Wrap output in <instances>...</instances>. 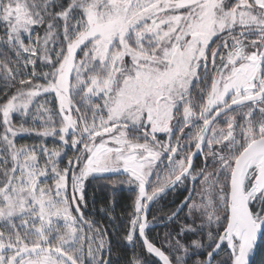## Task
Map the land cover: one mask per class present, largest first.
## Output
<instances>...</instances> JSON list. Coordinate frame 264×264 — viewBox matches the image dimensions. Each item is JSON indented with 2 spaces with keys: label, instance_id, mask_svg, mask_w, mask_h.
<instances>
[{
  "label": "snow or ice",
  "instance_id": "1",
  "mask_svg": "<svg viewBox=\"0 0 264 264\" xmlns=\"http://www.w3.org/2000/svg\"><path fill=\"white\" fill-rule=\"evenodd\" d=\"M0 29V264H113L121 242L124 264H249L264 0H0ZM89 178L135 192L126 219L85 214ZM186 182L158 246L150 208Z\"/></svg>",
  "mask_w": 264,
  "mask_h": 264
},
{
  "label": "trees",
  "instance_id": "2",
  "mask_svg": "<svg viewBox=\"0 0 264 264\" xmlns=\"http://www.w3.org/2000/svg\"><path fill=\"white\" fill-rule=\"evenodd\" d=\"M0 31H2V29H0ZM14 122L18 123L19 119L17 118ZM38 123L39 122H37V124ZM29 124H31L30 120ZM15 139L17 145H31L33 143H38L41 139H44V142L49 147H53L59 144V141L56 138H41L37 137L34 134L28 135L25 133H21ZM71 154V150H69L68 155ZM66 161L67 156H64L61 162V167H63V164L66 163ZM201 162L202 159L200 163ZM199 183L200 181L196 182L197 185H199ZM189 186V182H186L184 185H177L174 191L172 190L171 192L167 193L156 204L152 205L148 219L152 220L153 216H157L160 219L157 221V223L153 224V226L156 227L150 228V230L148 231V235L150 238L156 240L158 246L163 242L162 237L164 233L168 230V228L171 227L169 223H166L167 215H170L171 212L176 209L177 205L180 204V202L188 194ZM86 193L88 198V208L85 210V214L93 217L97 222L103 223L105 225L119 223L121 216L126 219L127 213L132 210L131 203L135 196V192L132 189L127 188L126 185H118L116 187H113L111 183L103 179H90L89 181H87ZM102 206L105 208H108L110 206L114 207V215L116 219L113 221H109L107 213H102L100 211V208ZM180 216L181 218H183V213H181ZM161 224L163 225L160 226ZM108 231L109 233L112 232L111 226H109ZM113 252H119V257L113 255V264H124V261L130 258L132 255L131 247L125 246L123 242H121L119 248L114 247ZM254 256L255 258L252 264H264V234H262V237L258 242V247Z\"/></svg>",
  "mask_w": 264,
  "mask_h": 264
},
{
  "label": "water",
  "instance_id": "3",
  "mask_svg": "<svg viewBox=\"0 0 264 264\" xmlns=\"http://www.w3.org/2000/svg\"><path fill=\"white\" fill-rule=\"evenodd\" d=\"M198 157H201L199 154H197L195 157H194V162H195V160L198 158ZM172 190H168V192L167 193H169V192H171ZM166 223H168V221L166 222ZM163 224H161L160 226H162ZM155 228L156 226H149V228L148 229H150V228ZM261 237H262V235H258V238H257V241H256V244H255V246H254V248H253V250H252V252L250 253V255H249V264H252V262H253V260H254V258H255V252H256V250H257V247H258V242L260 241V239H261Z\"/></svg>",
  "mask_w": 264,
  "mask_h": 264
},
{
  "label": "flooded vegetation",
  "instance_id": "4",
  "mask_svg": "<svg viewBox=\"0 0 264 264\" xmlns=\"http://www.w3.org/2000/svg\"><path fill=\"white\" fill-rule=\"evenodd\" d=\"M201 159H202V157H198L196 160H195V162H194V164L197 166V167H199L200 166V161H201ZM197 181H200L199 179L197 180ZM196 181V182H197ZM189 185H190V182H189ZM188 195V194H187ZM186 195V196H187ZM152 207V206H151ZM151 209V208H150ZM149 213H150V211H149ZM149 213H148V216H149ZM149 226H153V224H150ZM150 229H147V232L149 231ZM225 247V250H226V245L224 246ZM222 255H223V253H222Z\"/></svg>",
  "mask_w": 264,
  "mask_h": 264
},
{
  "label": "rangeland",
  "instance_id": "5",
  "mask_svg": "<svg viewBox=\"0 0 264 264\" xmlns=\"http://www.w3.org/2000/svg\"><path fill=\"white\" fill-rule=\"evenodd\" d=\"M188 130L186 129V132H187ZM164 137H162V139H163ZM108 175H115V174H108ZM90 179H92V178H89V180ZM127 188H129V189H131L129 186H127Z\"/></svg>",
  "mask_w": 264,
  "mask_h": 264
}]
</instances>
